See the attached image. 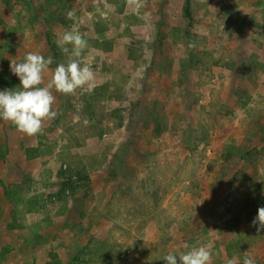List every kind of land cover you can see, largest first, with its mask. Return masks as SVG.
<instances>
[{
	"label": "rangeland",
	"instance_id": "1",
	"mask_svg": "<svg viewBox=\"0 0 264 264\" xmlns=\"http://www.w3.org/2000/svg\"><path fill=\"white\" fill-rule=\"evenodd\" d=\"M187 1L0 0V91L20 88L10 63L29 52L53 57L47 84L72 29L94 73L90 91L53 90L42 134L0 119V264H167L209 244L212 264H264L251 226L264 206V0H191L193 18Z\"/></svg>",
	"mask_w": 264,
	"mask_h": 264
},
{
	"label": "clouds",
	"instance_id": "2",
	"mask_svg": "<svg viewBox=\"0 0 264 264\" xmlns=\"http://www.w3.org/2000/svg\"><path fill=\"white\" fill-rule=\"evenodd\" d=\"M67 19L73 18V13L67 14ZM57 46L68 56L67 63H60L51 75L47 84L44 83L53 57L47 58L40 54L29 52L23 62L11 61L10 70L19 78L20 88L0 91V119L13 123L18 131L35 136L42 134L45 122L55 119L58 113L53 110L59 92L66 96L74 95L77 90L90 89L94 79L92 68L82 63L80 57L87 47V41L75 29L66 31L56 40ZM43 85V86H42ZM257 232L264 229V206L258 208L257 216L251 222ZM211 245H200L187 251L168 252L161 259L167 264H177V254L180 264H212ZM228 264H239L229 261ZM242 264H255L249 256Z\"/></svg>",
	"mask_w": 264,
	"mask_h": 264
},
{
	"label": "trees",
	"instance_id": "3",
	"mask_svg": "<svg viewBox=\"0 0 264 264\" xmlns=\"http://www.w3.org/2000/svg\"><path fill=\"white\" fill-rule=\"evenodd\" d=\"M186 14L189 18H193V13H192V9H191V0H188L186 3ZM243 29V26L240 24V30L239 33L241 32V30ZM233 64H236L234 61L232 62ZM234 70H236V75L239 76V81H238V92L237 95L241 98V99H245L248 96V91L246 88V81H245V77H247L246 75H244L241 72H237V67L233 68Z\"/></svg>",
	"mask_w": 264,
	"mask_h": 264
}]
</instances>
